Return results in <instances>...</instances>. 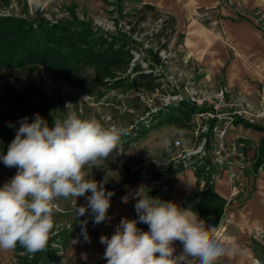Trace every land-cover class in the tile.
Listing matches in <instances>:
<instances>
[{"label":"rangeland","instance_id":"rangeland-1","mask_svg":"<svg viewBox=\"0 0 264 264\" xmlns=\"http://www.w3.org/2000/svg\"><path fill=\"white\" fill-rule=\"evenodd\" d=\"M107 4L102 0H11L9 6L0 3V15H26L36 16L42 14L48 20L59 21L70 16V8L75 5L77 15L89 20L95 29L106 34H115L117 30L128 33L137 42L131 43L134 47L135 59L140 62L141 74L137 78V84L128 91L112 89L101 98L98 94H87L81 88L70 85L67 81L40 67L36 70L4 69L0 77V111H4L13 117H21L22 113L15 109L9 99L4 95V85L14 84L16 86L40 87L49 98L50 111L66 116L69 111H76L85 118L94 117L105 125L116 124L128 129L138 126H147V131L141 134L135 133V139L126 140L121 143V150H116L106 160L99 164V168L91 167L86 169L87 178L102 182L107 177L105 189L114 192L111 197L110 208H115L119 192L123 185V179L128 176V171L137 170L142 164L154 163L159 170L174 164L183 149L193 146L196 139L192 134L193 120L190 129H177L174 126H154L152 116L160 109H168V105L180 102V96L189 97V91L195 89L198 92L214 93L227 84V70H213L209 60L203 56L205 53L204 40L209 38L215 29L210 8L198 9L194 18L188 20L184 27L175 26L169 13L157 10L155 13H143L139 9L144 5L145 0H121L125 16L120 17L116 22V13L109 10L115 7L117 0ZM27 11V12H26ZM258 11V10H257ZM255 12V21L264 28V20H260ZM201 27L191 30V26ZM182 31V32H181ZM184 31V32H183ZM217 35H219L217 33ZM203 38V39H202ZM192 39V42L189 41ZM187 42L190 48H187ZM158 54L161 57V64H153L151 55ZM204 57V58H203ZM135 63L132 64L134 66ZM132 70V68L130 69ZM136 74V73H135ZM134 74V75H135ZM212 77L208 82L203 80L206 76ZM93 71L88 74L89 81L93 79ZM256 82L257 79H249ZM260 80V79H259ZM213 83V85H212ZM264 100V81L256 82ZM91 85V82L89 83ZM228 88V87H227ZM218 89V90H219ZM229 89V88H228ZM230 91V89H229ZM242 95V94H241ZM239 94H228L229 97H241L248 103L245 96ZM177 96V98H175ZM186 100V99H185ZM192 103V102H190ZM68 107L66 108V106ZM254 108V106L250 103ZM255 109V108H254ZM257 110V109H255ZM253 125V124H252ZM181 139L183 146H175V140ZM172 146H174L172 148ZM0 155H5L0 151ZM16 173V168L6 167L0 161V187L11 179V173ZM159 179L152 183H146L147 189L154 193L153 197H159L162 201H169V193L163 196L165 190L158 186ZM91 195V193H87ZM136 200L129 202L126 212L120 217L138 219L135 211ZM54 221L57 228L69 226L74 220L86 227L89 240L84 236L74 239L69 248L64 249L60 264H107L104 258L105 245L100 243L102 235L109 238L114 233L116 226L109 223V220L94 224V217L91 210L83 216L76 215V206H85L87 200L84 196L74 200H58L55 202ZM85 221H87L85 225ZM137 227L148 231V225L138 223ZM230 234V235H229ZM214 238L221 244H235L237 253L233 257L222 258L218 264H264L263 236L261 231H255L251 235L233 236L229 229L223 226L212 233ZM237 239V240H236ZM253 240L259 244H255ZM176 254L182 252L183 246L175 242ZM246 251L250 252L247 255ZM249 256V257H248ZM22 264L14 252L2 255L0 252V264Z\"/></svg>","mask_w":264,"mask_h":264},{"label":"clouds","instance_id":"clouds-1","mask_svg":"<svg viewBox=\"0 0 264 264\" xmlns=\"http://www.w3.org/2000/svg\"><path fill=\"white\" fill-rule=\"evenodd\" d=\"M128 134L126 127L105 125L76 111L54 118L52 127L39 113L31 123L22 118L7 153L0 155L6 167L17 169L0 187V250H13L18 244L29 253L44 250L54 228L55 202L61 199L76 202L84 196L87 204L76 206L77 216L90 209L94 224L109 219L114 192L105 189L107 177L97 182L87 178L86 169L99 168L121 150ZM145 189L141 186L133 196L138 219L124 217L110 238L100 237L107 264H218L236 255L237 246L219 243L196 211L162 201ZM128 200L122 197L123 203ZM138 223L147 224L148 231ZM82 233L89 240L86 227ZM177 241L183 246L179 254Z\"/></svg>","mask_w":264,"mask_h":264},{"label":"trees","instance_id":"trees-1","mask_svg":"<svg viewBox=\"0 0 264 264\" xmlns=\"http://www.w3.org/2000/svg\"><path fill=\"white\" fill-rule=\"evenodd\" d=\"M102 1L107 4L113 2L112 0ZM0 3L9 6L11 0H0ZM69 10L68 18L56 22L38 13L33 17L0 15V77L4 69L14 68L25 71L43 67L70 85L81 88L87 94H98L99 98L112 89L128 91L133 88L138 82V77L135 76L141 74L144 76V73H139L140 62L134 60V47L131 43L137 41L123 30H117L115 34L108 35L95 29L89 20L81 19L77 15L75 5ZM139 10L143 13L157 11L151 4H144ZM109 11L118 15L117 24L120 17L126 14H124L121 0H117L115 7ZM171 20L174 22L172 17ZM151 60L152 63L148 64L150 68L153 64L162 62L158 54H152ZM133 63H135L134 66H132ZM90 70L94 75L92 81L88 78ZM90 82L91 85H89ZM3 89L5 97L11 101L15 109L22 113L21 117H13L0 111V151L4 154L7 153L8 145L14 139L22 118L27 117L28 122L31 123L34 114L39 113L50 127L54 125V118H63L50 111L49 98L36 85L5 84ZM200 110L195 104L183 99L168 105L167 110L160 109L151 120H154V126H174L180 130L190 129L193 116ZM146 131L147 126L145 125L129 129V134L122 138L121 143L135 139V133L141 134ZM189 162L198 164L199 160L194 156ZM181 168L179 165H173L169 167L168 172ZM203 168L200 166L197 174L200 175ZM15 174L11 173V178ZM161 177L162 173L154 163L142 164L137 170L128 171V176L123 179V185L139 180L151 182ZM206 184L208 186L206 191L197 192L189 197L185 206L196 211L199 216L216 222L223 213L225 200L213 191L209 177L206 179ZM205 195H208L204 203L205 208L200 209ZM82 230L83 226L79 224V220H74L69 226L62 228H57L54 221V228L44 250L29 253L18 244L13 251L22 264L60 263L62 256L57 253L59 249L54 248L52 244L57 243L63 250L69 248L72 240L84 236Z\"/></svg>","mask_w":264,"mask_h":264},{"label":"crops","instance_id":"crops-1","mask_svg":"<svg viewBox=\"0 0 264 264\" xmlns=\"http://www.w3.org/2000/svg\"><path fill=\"white\" fill-rule=\"evenodd\" d=\"M144 4H151L156 10L169 13L174 19L175 26L181 28L188 20L194 18L199 12L198 9L210 8L216 30L204 40L203 56L209 60L213 70H227L225 86L231 93L242 94L241 96L247 97L255 109L264 110L263 93L256 83L264 81V28L256 23L254 15L257 10L263 13L261 11H264V0H145ZM258 15L260 18L261 14ZM201 27L192 25L191 30L196 28L200 32ZM189 41L192 42V39ZM185 44L190 48L187 42ZM211 78L208 75L203 80L208 82ZM252 78L257 81L251 82L249 79ZM247 124L237 122L227 137L229 144L242 145L248 158V164L245 166L234 169L220 168L213 163L211 157H208L202 164L185 166L181 163L179 168H182L174 172H168L169 167L174 164L165 169L167 176L160 191L165 190L163 196L169 193V201L177 203L181 208H187L185 203L189 197L197 192L206 191L208 188L206 179L210 178L213 191L225 200L223 213L216 222L199 216L206 226L212 229V233L217 232L222 226L223 229L227 227L234 237L238 235L245 237L255 231L264 233V117L253 125ZM200 166L204 168L199 175L197 170ZM160 171L162 173V170ZM152 182L154 181L139 180L123 186L117 194L120 197L115 208L108 210L109 223L117 225L129 202L135 200L133 198L135 190ZM126 195L129 198L128 203H123L122 197ZM150 195L154 196V193L150 192ZM207 198L208 195H205L201 201V208L199 205L197 207L204 209ZM253 242L259 244L255 240ZM0 252L4 255L14 251ZM246 253L250 255L249 251Z\"/></svg>","mask_w":264,"mask_h":264},{"label":"built area","instance_id":"built-area-1","mask_svg":"<svg viewBox=\"0 0 264 264\" xmlns=\"http://www.w3.org/2000/svg\"><path fill=\"white\" fill-rule=\"evenodd\" d=\"M260 20H264V14L261 15ZM229 93V89L223 87L214 93H200L191 89L189 97L180 96L181 100L186 99L201 110L195 114L193 120L192 134L196 143L182 150L174 161L175 166L181 163L190 166L189 160L194 156L201 164L206 158L211 157L213 163L220 168L234 169L248 164V158L242 145L227 142L228 133L232 126L239 121L248 124L257 123L261 117H264V110H255L244 98L229 97ZM175 146L178 148L183 146L182 140H175ZM166 176V171L162 170V177L157 181L158 186L163 185ZM52 245L59 249L57 250L59 255L64 254V250L59 248L57 243Z\"/></svg>","mask_w":264,"mask_h":264}]
</instances>
